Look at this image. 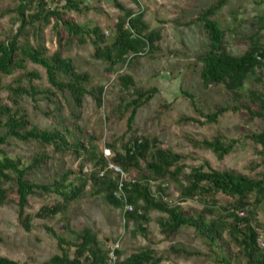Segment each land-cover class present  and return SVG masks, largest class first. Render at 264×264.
Here are the masks:
<instances>
[{
  "label": "trees",
  "instance_id": "trees-1",
  "mask_svg": "<svg viewBox=\"0 0 264 264\" xmlns=\"http://www.w3.org/2000/svg\"><path fill=\"white\" fill-rule=\"evenodd\" d=\"M133 1L139 10L113 0L121 13L111 36L96 24L66 17L71 11L89 10L86 0H15L12 7H0V19L11 14L13 21L11 29L0 38V92L7 89L12 102H5L0 94V204L13 201L18 206L20 224L27 231L33 230L35 218L52 220L62 214L65 232L71 236L45 225L56 237L60 252L41 264L109 263L111 250L99 239L97 231L89 226L72 227L70 206L87 197H102L121 209L126 229L134 224L133 234L148 241L146 247L127 257H123L122 249L116 248L115 264H161L165 260L166 252L153 247L149 231L154 210L163 213L157 222L165 238H173L183 227H192L206 247V251H202L173 245L170 252L204 256L216 264H242L243 260L247 264H264V246L259 241V228H264L259 219L264 207V128L247 135L261 145L257 151L259 159L253 167H262V170L255 175L232 168L218 169L208 160L191 165L187 162L188 155L165 146L156 136L139 133L134 126L136 113L159 88L139 85L131 69L140 55H153L160 49L162 33L150 29L140 0ZM227 2L212 3L186 24L203 23L210 47L197 54L202 62L201 80L207 91L222 86L229 103L217 104L212 112L205 113L197 96L183 91L195 111L204 118L183 116V121L217 123L224 113L242 110L248 112V119L264 121V90L259 87L264 83V60L257 58V53L264 51V18L258 30L248 36V48L240 54L233 53L227 34L235 29L222 28L215 18ZM52 21H55L58 48L50 54L44 31ZM75 43L92 44L93 58L108 64L107 85L95 84L90 71L82 70L72 58L64 55ZM28 62L46 69L48 87L40 88L35 84V80H42V74L29 69ZM17 71L21 73L15 81L5 84V76ZM249 79L252 85L247 86ZM88 95L105 110V134L88 133L79 123ZM26 96L36 104L42 99L54 105L43 111L51 118V127H41L30 119L22 104ZM60 97L68 101L70 118L64 114ZM128 113L127 132L115 134V124ZM107 134L110 139L102 149L98 142ZM12 139L33 141L38 149L25 161L6 149ZM188 139L195 147L212 150L219 159L232 153L239 142L221 132L210 139L192 136ZM53 152L72 154L80 160L79 169H63L37 181L36 172L49 165L54 159ZM111 165L119 166L129 177L122 179L121 173ZM171 184L177 185L178 195L171 192ZM34 195L52 199L32 214L28 208L30 197ZM187 201L198 203L200 208H186L183 203ZM127 205L133 209L126 210ZM0 264L21 263L0 255Z\"/></svg>",
  "mask_w": 264,
  "mask_h": 264
},
{
  "label": "rangeland",
  "instance_id": "rangeland-1",
  "mask_svg": "<svg viewBox=\"0 0 264 264\" xmlns=\"http://www.w3.org/2000/svg\"><path fill=\"white\" fill-rule=\"evenodd\" d=\"M126 7L139 10V6L133 0H118ZM218 0H140L145 11V20L151 30H160L162 39L160 49L153 55L142 54L135 59L131 69L139 85L150 88L158 87L155 96L140 107L136 113L134 126L139 133H146L158 137L165 146L175 151L188 155L187 162L200 165L208 160L211 165L218 169L232 168L245 174L255 175L262 167L254 168L259 156L257 151L261 149L248 134L260 132L264 128V121L260 118L248 119L246 110L224 113L217 123H199L195 121H183V116H192L204 120L194 109L189 97L183 94L188 91L197 96L198 102L205 113L212 112L217 104L227 105L228 98L224 94L222 86H215L210 91L205 90L201 80L202 62L197 54L206 51L210 47V40L202 22L193 20L206 7ZM90 6L84 13L76 11L68 12L66 17H73L76 21L84 24H96L102 27L106 34L111 36L115 23L120 15V9L115 6L113 0H86ZM15 0H0V7H12ZM215 18L222 28H233V32L227 34L230 50L240 54L244 52L250 41L248 36L255 33L264 18V0H228L223 8L217 11ZM54 22L49 24L45 31L46 45L50 54L58 48V36L53 28ZM12 15L8 14L0 19V38H3L12 27ZM264 34V30H262ZM94 47L88 43L80 45L73 44L64 55L72 58L82 70H88L93 74L95 84H108L105 69L107 63L93 58ZM28 68L38 70L42 74V80H35L40 88L49 86L46 69L33 62H28ZM17 71L14 75L4 78L5 84H10L20 75ZM252 85L251 79L247 86ZM264 90V83L259 85ZM5 102L12 104L9 91L4 89L0 92ZM61 98L64 114L70 118L71 108L68 101ZM23 107L30 119L41 127H51L52 120L43 111L54 108L53 104L46 100H39L36 104L30 97H24ZM80 125L88 133L96 132L101 135L106 133L105 110L96 105L95 100L88 95L84 107L81 109ZM126 117L117 121L114 133L122 135L127 132L128 124ZM104 129V130H103ZM107 129V128H106ZM0 132H2L0 130ZM221 132L229 138L239 140L236 149L219 159L215 153L207 148L195 147L188 136L197 139L212 138ZM128 133L127 136H130ZM109 134L103 136L99 146L104 149ZM9 154L20 156L29 161L37 148L35 142H23L12 139L11 144L6 146ZM49 165L40 172H36L37 181L46 179V175L54 176V173L63 169L78 170L80 160L72 154L61 155L52 153ZM171 192L178 195L176 184L170 185ZM52 199L50 196L34 195L30 197L28 211L35 214L38 209ZM186 208H200L193 201L183 203ZM71 224L74 229L85 226L93 228L99 234V239L108 246L112 252L119 248L123 251V257L146 247L148 241L141 235H134V224L126 229L121 209L115 208L102 197H87L70 206ZM163 213L154 210L151 212L152 221L149 223V231L153 237V247L160 252H166V258L161 264H216L207 260L204 256H186L170 252L171 246L185 247L190 250L206 251L201 239L195 236L192 227H183L181 231L171 239L165 238L160 231L157 218ZM264 212L261 210L259 219L263 221ZM62 214L52 220L34 219L32 231L25 230L19 221L18 206L13 201L0 204V255L19 261L21 264H41L51 256L60 252L56 237L48 232L45 225L53 227L58 233L68 237L70 233L65 232L66 222ZM259 230H264L260 227ZM111 260L108 264H114L115 260L110 253ZM242 264H247L243 260Z\"/></svg>",
  "mask_w": 264,
  "mask_h": 264
},
{
  "label": "built area",
  "instance_id": "built-area-1",
  "mask_svg": "<svg viewBox=\"0 0 264 264\" xmlns=\"http://www.w3.org/2000/svg\"><path fill=\"white\" fill-rule=\"evenodd\" d=\"M111 167H113L117 172L121 173L122 179H127L129 177V174L125 173L119 166L111 165ZM132 209H133V207L131 205L126 206V210H132ZM259 232H260L259 241L264 246V242H263L264 230H259ZM111 255L114 259H116L115 249L112 250ZM114 264H115V262H114Z\"/></svg>",
  "mask_w": 264,
  "mask_h": 264
},
{
  "label": "water",
  "instance_id": "water-1",
  "mask_svg": "<svg viewBox=\"0 0 264 264\" xmlns=\"http://www.w3.org/2000/svg\"><path fill=\"white\" fill-rule=\"evenodd\" d=\"M257 58H258L259 60H264V51H260V52H258V53H257Z\"/></svg>",
  "mask_w": 264,
  "mask_h": 264
},
{
  "label": "crops",
  "instance_id": "crops-1",
  "mask_svg": "<svg viewBox=\"0 0 264 264\" xmlns=\"http://www.w3.org/2000/svg\"><path fill=\"white\" fill-rule=\"evenodd\" d=\"M263 212H264V207H263ZM262 219H263V221H264V216H263V218H262Z\"/></svg>",
  "mask_w": 264,
  "mask_h": 264
}]
</instances>
